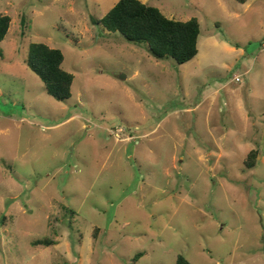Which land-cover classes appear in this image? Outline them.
<instances>
[{
    "label": "rangeland",
    "instance_id": "374dc122",
    "mask_svg": "<svg viewBox=\"0 0 264 264\" xmlns=\"http://www.w3.org/2000/svg\"><path fill=\"white\" fill-rule=\"evenodd\" d=\"M117 1L0 0V264H264V0H140L198 20L183 64L95 23Z\"/></svg>",
    "mask_w": 264,
    "mask_h": 264
},
{
    "label": "trees",
    "instance_id": "16d2710c",
    "mask_svg": "<svg viewBox=\"0 0 264 264\" xmlns=\"http://www.w3.org/2000/svg\"><path fill=\"white\" fill-rule=\"evenodd\" d=\"M10 21L9 15L0 13V42L8 32ZM20 23L24 26L23 18ZM95 23L101 24L107 31L119 32L128 41L147 43L156 59L171 57L178 64H183L194 58L198 52L200 25L196 18L186 21L168 18L157 7L140 0H118ZM2 56L0 52V60ZM63 60L64 55L59 49L43 42L30 43L25 60L27 67L44 84L47 94L57 101H65L71 96L73 75L62 68ZM257 154V151L251 150L246 155L244 165L252 167ZM34 244L50 245L52 242L36 240ZM176 264L190 263L178 255Z\"/></svg>",
    "mask_w": 264,
    "mask_h": 264
},
{
    "label": "built area",
    "instance_id": "2783aa9c",
    "mask_svg": "<svg viewBox=\"0 0 264 264\" xmlns=\"http://www.w3.org/2000/svg\"><path fill=\"white\" fill-rule=\"evenodd\" d=\"M236 80H238V78H236Z\"/></svg>",
    "mask_w": 264,
    "mask_h": 264
}]
</instances>
